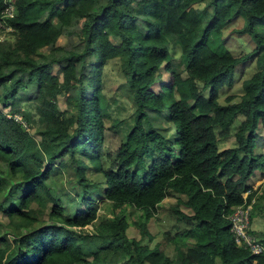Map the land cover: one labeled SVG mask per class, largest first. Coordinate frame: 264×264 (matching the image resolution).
Segmentation results:
<instances>
[{
  "label": "trees",
  "instance_id": "obj_1",
  "mask_svg": "<svg viewBox=\"0 0 264 264\" xmlns=\"http://www.w3.org/2000/svg\"><path fill=\"white\" fill-rule=\"evenodd\" d=\"M8 3L16 10L7 19L13 31L0 41V102L10 107L0 109V195L8 199L0 210L12 239L0 236V264H264V254L236 243L229 220L237 206L254 200L253 219L256 191L247 180L256 171L264 177V153L256 150L264 132V0H0V18ZM239 18L236 32L258 47L236 57L222 31ZM61 37L67 45H57ZM176 48L180 70L173 65ZM253 58L256 70L243 81L240 100L221 104L220 90ZM112 60L136 110L127 138L113 134L104 154L110 114L102 73ZM28 82L38 85L35 105L45 124L39 140L19 94ZM60 96L72 105L67 113ZM164 109L179 151L157 128L145 129L148 110ZM230 136L235 145L220 149ZM68 165L76 175L70 202L83 204L75 212L53 179ZM91 168L102 183L87 178ZM169 196L176 199L175 222L187 225L168 239L175 258L161 243L150 248L143 241L146 223ZM98 198L106 199L108 215L98 216ZM129 209L140 212L139 240L127 233ZM88 225L96 232H81ZM257 236L264 244V233Z\"/></svg>",
  "mask_w": 264,
  "mask_h": 264
},
{
  "label": "rangeland",
  "instance_id": "obj_2",
  "mask_svg": "<svg viewBox=\"0 0 264 264\" xmlns=\"http://www.w3.org/2000/svg\"><path fill=\"white\" fill-rule=\"evenodd\" d=\"M180 13L183 12V7H179ZM243 25V21L241 18L235 20L232 24L226 27L222 31V37L225 39L226 47L231 51V53L236 56H243L247 54H252L253 51L258 47L256 41L249 34H240L237 33V29H241ZM11 39V38H10ZM57 45H67V40L64 37H61L57 43ZM173 55V65L176 70L181 69V60H180V49L176 48L172 50ZM247 64V65H246ZM246 64H242L238 69L234 78V83L232 86H226L220 90L219 102L221 104H226L229 98H232V102H237L240 100L244 90H243V81L247 78H250L251 75L256 70L255 59H252V62H248ZM80 68V66H79ZM55 67V71H56ZM90 70L89 65H86L85 72ZM58 75L61 79L62 75ZM170 81V74L168 72L163 71L162 83L168 84ZM102 86H103V94L105 100L107 102V109L110 114V117L104 119V127H105V142H104V154H106V147L109 141H113L112 135L115 134L114 139H119L120 137L125 140L127 135L131 131L134 125V117L136 110V103L133 97V92L129 88L128 84L124 81V78L120 71L119 62L116 60H112L106 63L103 68L102 73ZM161 84H157L154 86V91H160ZM1 91V86H0ZM22 100V107H26L25 109H30L29 117L31 120H34V127L31 129V133L33 136L39 140L40 136L37 134V131L44 130V121L38 115V107L36 104V99L38 97V85L33 82H28L26 87L23 90L19 91ZM89 96H91V90L89 91ZM59 107L61 112L67 113L68 110L72 109V105L69 104L66 96L59 97ZM0 109L4 112H8L10 107L4 106L2 102H0ZM169 110L164 109V111L160 110H148L147 118L144 121V126L146 130H150L152 128H157L165 137L170 140L172 145L175 147L176 151H179V145L177 142V130L173 123L169 120ZM260 136L257 137L256 150L257 152L264 153V132L261 133ZM119 136V137H118ZM120 138V139H121ZM235 145V140L232 136L228 138H224L220 141L219 147L220 149H225L228 147H232ZM103 154V155H104ZM102 163L105 169H109L110 162L107 158H102ZM87 178L89 180H93L96 182H103L102 174L96 173L92 170L88 171ZM55 180V184H59V187L62 190H66V193L69 194V189L72 188V184L76 179L75 172L72 167L68 165L65 168H61L59 176H55L53 178ZM57 182V183H56ZM58 186V185H57ZM263 189V187H262ZM74 194V193H72ZM72 194L65 195L64 201L70 202V196ZM0 200L7 202L8 199L4 197V195H0ZM75 200V199H74ZM72 202V201H71ZM68 205V209L70 208L71 212H75L77 209L83 207L82 202L74 201ZM106 199L98 198L94 202L97 206L98 216L108 215L107 209H105ZM176 203V199L174 196L167 197L163 203L161 204V208L159 209L157 215L151 218L147 223V230L149 234L145 236L144 242L148 243L150 248H154L157 244L161 243L162 248L166 252L170 258L176 257V250L174 248V243L169 241L168 239L172 237L177 231L181 232L186 228V224L183 222H179L178 224L175 222L177 218L171 215L170 209ZM128 213H132L130 216ZM127 213V223H128V236L130 238L141 239L142 233L139 227L134 225V222L137 221L140 212L135 209H129ZM264 213V206H260V203H256L255 205V215L251 220V226L253 223H256V227L262 225L264 221L262 219H254L258 218L255 216H259V214ZM8 221L2 216V212L0 210V236L7 234L8 238L12 239L11 230L7 227ZM178 225V227H175ZM255 226V224L252 226ZM77 231H80V228H77ZM90 232L95 233V228L91 225L83 228L81 232ZM256 231V230H255ZM100 240L97 239L96 243H99ZM191 242V241H190ZM190 245V243H189Z\"/></svg>",
  "mask_w": 264,
  "mask_h": 264
},
{
  "label": "built area",
  "instance_id": "obj_3",
  "mask_svg": "<svg viewBox=\"0 0 264 264\" xmlns=\"http://www.w3.org/2000/svg\"><path fill=\"white\" fill-rule=\"evenodd\" d=\"M16 7L13 3H8L0 18V41L6 38V34L13 31L12 26L7 23V19L15 14ZM16 119L21 121L20 117ZM249 195V191L244 193V198ZM254 200L251 204L237 206L229 220L231 223V232L235 237V241L239 246L247 248L253 255L264 254V244L261 239L252 232L251 228V212Z\"/></svg>",
  "mask_w": 264,
  "mask_h": 264
},
{
  "label": "crops",
  "instance_id": "obj_4",
  "mask_svg": "<svg viewBox=\"0 0 264 264\" xmlns=\"http://www.w3.org/2000/svg\"><path fill=\"white\" fill-rule=\"evenodd\" d=\"M247 185L251 186L252 191H256V195H255V204L260 203V206H264V196H263V191H264V177L262 176L260 171H256L254 173L253 176H251L248 180H247ZM263 187V189H262ZM249 193H251V191H249ZM258 218H254V219H262V221H264V213L259 214V216H255ZM255 224V226L252 229V232H255L257 235L260 233H264V223L262 225H259L256 227V223H253V225ZM252 225V226H253ZM251 226V228H252ZM256 230V231H255Z\"/></svg>",
  "mask_w": 264,
  "mask_h": 264
},
{
  "label": "clouds",
  "instance_id": "obj_5",
  "mask_svg": "<svg viewBox=\"0 0 264 264\" xmlns=\"http://www.w3.org/2000/svg\"><path fill=\"white\" fill-rule=\"evenodd\" d=\"M7 34H8V33H7ZM7 34H6V37H7ZM5 39H6V38H5ZM5 39H4V40H5Z\"/></svg>",
  "mask_w": 264,
  "mask_h": 264
}]
</instances>
